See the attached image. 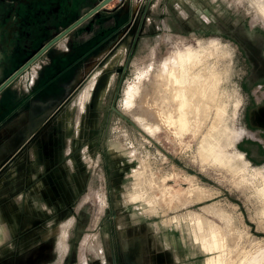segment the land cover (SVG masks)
I'll return each instance as SVG.
<instances>
[{
	"label": "rangeland",
	"instance_id": "374dc122",
	"mask_svg": "<svg viewBox=\"0 0 264 264\" xmlns=\"http://www.w3.org/2000/svg\"><path fill=\"white\" fill-rule=\"evenodd\" d=\"M101 1L0 0V85ZM209 259L264 264V0H112L0 91V264Z\"/></svg>",
	"mask_w": 264,
	"mask_h": 264
},
{
	"label": "bare ground",
	"instance_id": "6f19581e",
	"mask_svg": "<svg viewBox=\"0 0 264 264\" xmlns=\"http://www.w3.org/2000/svg\"><path fill=\"white\" fill-rule=\"evenodd\" d=\"M195 55L196 54H194L192 51H188L185 55H180V53L178 51L174 52L172 55H170L171 57H169L168 59H166L163 62L164 70H162L157 75L158 79L159 78L160 79H159V82L156 83V85L158 84V86L160 88H162L163 90H165L167 92L171 101L176 104L178 111H180L178 118L177 117L176 118L178 119L177 122L179 124L178 129L181 131H183L188 126L187 118H186V116H183L182 111H181V109H183L182 106L184 105L182 102L187 103L186 101H183V98H182V96H183V94L181 93V90H182L181 86L183 83L182 79L185 76H192L193 75V68L198 64V62L196 61ZM90 88H91V86L88 87L85 90V92L82 93L83 95L80 96V99H79V105L80 106L83 105V103L85 101L84 99L87 96ZM128 103L129 104L134 103V96L128 97ZM174 114H177V112ZM148 117L152 119V117H150V116H148ZM153 122H154V120H153ZM149 129L151 130V132L163 130L161 124H158L156 122H154L153 124H150ZM65 238H66L65 234L61 235V238L58 242V248L60 249V251H63V249L66 248ZM211 263H212V259H209L208 261L205 262V264H211Z\"/></svg>",
	"mask_w": 264,
	"mask_h": 264
},
{
	"label": "water",
	"instance_id": "95a60500",
	"mask_svg": "<svg viewBox=\"0 0 264 264\" xmlns=\"http://www.w3.org/2000/svg\"><path fill=\"white\" fill-rule=\"evenodd\" d=\"M112 0H102L98 5L93 7L91 10H89L87 13H85L83 16L78 18L76 21H74L71 25L66 27L64 30H62L60 33L56 34L53 38H51L46 44H44L41 48H39L27 61L20 66L15 72H13L12 75H10L1 85H0V91L5 88L13 79H15L20 73H22L25 69H27L42 53H44L49 47H51L53 44H55L57 41H59L62 37H64L67 33H69L72 29H74L76 26H78L80 23H82L84 20H86L88 17L93 15L99 10H102V8L111 2Z\"/></svg>",
	"mask_w": 264,
	"mask_h": 264
},
{
	"label": "flooded vegetation",
	"instance_id": "af4514ba",
	"mask_svg": "<svg viewBox=\"0 0 264 264\" xmlns=\"http://www.w3.org/2000/svg\"><path fill=\"white\" fill-rule=\"evenodd\" d=\"M70 25H71V24H70ZM29 58H30V57H29ZM29 58H28V59H29ZM26 61H27V60H26ZM22 65H23V64H22ZM22 65H21V66H22ZM16 70H17V69H16ZM16 70H15V71H16ZM15 71H14V72H15ZM12 74H13V73H12ZM12 74H11V75H12Z\"/></svg>",
	"mask_w": 264,
	"mask_h": 264
},
{
	"label": "crops",
	"instance_id": "0c3cea01",
	"mask_svg": "<svg viewBox=\"0 0 264 264\" xmlns=\"http://www.w3.org/2000/svg\"><path fill=\"white\" fill-rule=\"evenodd\" d=\"M81 95H83V94H81ZM81 95H80V96H81ZM80 96H79V99H80ZM87 97H88V96H87Z\"/></svg>",
	"mask_w": 264,
	"mask_h": 264
}]
</instances>
